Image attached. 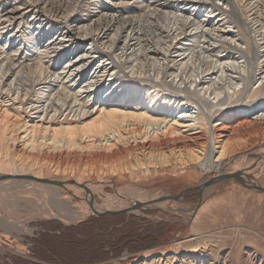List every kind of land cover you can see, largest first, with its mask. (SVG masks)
I'll return each mask as SVG.
<instances>
[{
	"label": "bare ground",
	"instance_id": "6f19581e",
	"mask_svg": "<svg viewBox=\"0 0 264 264\" xmlns=\"http://www.w3.org/2000/svg\"><path fill=\"white\" fill-rule=\"evenodd\" d=\"M44 1L18 3L26 12L34 10L35 17L44 16L36 21L42 29L31 45L33 54L28 55L21 45V50L6 52L1 59L5 69L0 74V187L29 185L30 191L56 194L54 201L63 198L68 207L74 203L59 192L72 188L73 197L81 199L76 218H82L116 209L135 212L140 205L160 199L153 190L136 185L116 188L109 178L84 184L80 177L73 178L74 165L118 161L111 171H117L121 179L197 168L203 177L189 212L183 213L170 195H165L167 202L162 200L195 230L199 223H206L204 213L217 202L206 201V192L222 177L229 180L228 185L239 182L258 193L259 199L264 196V186L255 182L264 172V0H205L216 6L210 10L199 4L201 0H131L95 9L92 2L99 0H83L81 13L75 16L65 9L70 0L46 5ZM11 3L0 0L3 23L19 10L10 8ZM189 4L192 11L186 9ZM55 19L66 20L67 27H56L51 23ZM44 27L49 30L47 38L42 37ZM84 41L90 45L86 50L81 46ZM47 55L54 57L52 63L50 57L44 59ZM67 55L56 71L57 62ZM21 65L29 71L16 80L26 89L14 98V90L4 86ZM31 66L49 87L44 101L32 90L36 78L29 75ZM50 68L60 79L55 85V79L46 81ZM118 68H128L132 77L119 75ZM106 78L111 80L107 84ZM64 82L69 85L63 86ZM60 83L63 92L57 89L52 98ZM65 88L72 90L73 105ZM30 95L35 98L28 102ZM250 152H258L260 158L246 160ZM107 184L114 193L95 203L94 194ZM200 236L187 245L190 256L185 264H264V248L257 235L249 240L253 245L230 240L217 244L214 238L200 241ZM148 257L144 255L143 263ZM171 262L158 259V264Z\"/></svg>",
	"mask_w": 264,
	"mask_h": 264
},
{
	"label": "rangeland",
	"instance_id": "374dc122",
	"mask_svg": "<svg viewBox=\"0 0 264 264\" xmlns=\"http://www.w3.org/2000/svg\"><path fill=\"white\" fill-rule=\"evenodd\" d=\"M35 1L38 2L39 0ZM42 1L44 0H40V2ZM49 1L54 0H45V5ZM82 1L83 0H70L68 2V8H65L67 9L66 12L71 16L80 15V10H82L80 7H83L81 6L83 5V3H81ZM123 1H127L128 3L131 2V0H99L98 3L92 2L91 8L95 9L94 7L97 5H110L112 2L121 3ZM215 2L217 3V1ZM18 3L19 0H12L10 8L19 7ZM200 3L206 10H210L209 8H216V6L205 0H201L199 4ZM219 6L221 7V5H218V7ZM22 8V6L19 7L16 14L12 16L14 18L11 19V21L5 20L3 23V21L0 20V48H2L0 51H3L0 56V74L5 69V61L1 59L6 52H8V54H13L16 48L24 45L23 50L28 55H31L33 54L31 45L35 41V38L41 35V33H37L42 29V25L37 28L38 22L36 21L38 18L41 20L44 19V16H40L39 14L35 17L36 13H34V10L26 12L25 9ZM186 9L192 11L193 8L189 4ZM227 10L228 9H226V11ZM196 11L197 8L193 10L192 16H194ZM216 14L217 13H215V15ZM201 15H204V10L201 11L199 16L203 18ZM30 22H32V24H30ZM51 23L61 28L67 27L68 25L66 20L55 19ZM44 28L45 31L42 32V37L47 38L50 36L48 33L49 30L47 31L48 27ZM26 37H31L29 38L30 40H27L29 41L28 43L25 41ZM75 37L77 36L75 35ZM211 42L212 41H209V43ZM81 46L82 49L85 50L90 47L88 41L82 42ZM18 49L21 50L22 48ZM49 57L52 63L54 57L47 55L44 59L47 60ZM67 57H69V55L57 62L55 66L56 71L59 70V66L63 65L61 63L64 62ZM30 68L33 73L31 75L30 72L29 75L32 76V78L34 77V79L36 78V81L34 80V84L32 85V90L40 93L42 101H44L49 87L43 83L44 80H41L38 76V72L33 66ZM55 69L50 68L46 71V81L51 78L55 79L54 85L60 81V79L55 78L56 75H52ZM118 69L116 70L119 75L124 74L132 77V72H130L128 68ZM28 71L29 70L21 65L15 68L14 74L8 78L4 89L10 87L14 90V98H17L24 92L22 89H26V86H24L23 83L21 85L18 84L16 79L19 78L21 72L26 75ZM106 79V84L111 81H108V78ZM63 81L64 79L62 82ZM67 85H69V82H64L63 86ZM256 85L257 83L254 84V87ZM63 86H61L60 83L55 87L52 91V98L56 95L54 93L57 89L63 92L61 88ZM3 91L5 92V90ZM64 93L67 96V101L70 100V104L73 105L72 90L65 88ZM34 98V96L30 95L28 102L30 99L33 100ZM53 101L54 103L56 102L55 100ZM56 104L62 106L61 102ZM64 107L65 105L63 108ZM259 144L261 143H256V145ZM246 155L248 156H245L246 160H258L260 158L258 152H250ZM115 165H118V161L113 163H88L85 164V166L74 165V167L77 168V172H75L73 178L80 177L82 183L88 185L94 183L96 178H109L112 179L116 188H121L126 185H136L142 189H150L153 190L152 192L155 193L156 198L160 199L159 203L154 201L151 204L147 203L140 205L135 212L116 209L111 210V212L102 211L100 213L98 212L99 214H89L82 218H76L78 216L76 204L81 202V199L79 197H73L72 188H61L59 192L60 196H65V198H69V200L74 203L72 205L69 204L68 207V204L65 205L62 203L64 201L63 198L59 199L60 201L58 203L54 201L58 197L54 196L56 194L49 195L38 189L30 191L32 187L29 185L30 188H28V186H26V188L11 184L1 186L0 264H145L147 262V264H158L159 258L171 259L172 262L167 264H185L188 261L187 257L190 256L187 252V245L196 243L197 240H192L191 238L198 234L201 235L199 238L200 241H209L214 238L217 244H221L227 240L250 244L252 243L249 241L250 238H254L257 235V237L260 238L261 247L264 248V196L259 199L258 193L249 190L239 182H236L234 185H228L229 180L226 177L217 180V185L210 190V192L207 191L206 196H204L206 201L217 200L215 207L210 210L211 212H206L208 214L204 213L203 215L208 217L206 220L208 225L203 221L206 226L202 223V228L199 223L198 229L195 230V228L191 227V223L188 222V225L183 223L174 210L171 211V206H165L162 200L166 201L165 199L167 197L165 195H170L180 204L179 206L183 213L189 212L196 201V187L203 177L202 170L197 168L196 170L187 169L180 173L173 174L169 171H155V173L139 174L132 178L127 176L121 179L117 178V171L116 173L111 171V167ZM82 166H84V168ZM81 171L85 172L84 175H79ZM255 182L264 186V172L259 173L255 178ZM113 193L114 187L107 184L102 191L98 194H94L93 200L97 204L102 203L105 198ZM261 194L264 195V192ZM31 195L34 196H32L34 199L30 198ZM38 195L39 197L37 198ZM232 209L234 211H232ZM56 211H60L59 214L58 212L56 214ZM211 228L214 229L212 230ZM251 228L260 231L263 235H258L252 231ZM203 229L204 231L202 233ZM210 231L214 232V234L210 233ZM207 237L209 238L207 239ZM146 254H148L149 257L147 262L143 263V261L146 260L143 258Z\"/></svg>",
	"mask_w": 264,
	"mask_h": 264
},
{
	"label": "water",
	"instance_id": "95a60500",
	"mask_svg": "<svg viewBox=\"0 0 264 264\" xmlns=\"http://www.w3.org/2000/svg\"><path fill=\"white\" fill-rule=\"evenodd\" d=\"M196 190H197V187H196ZM168 197H169L170 199H173V200L175 199V198H174V197H172V196H168Z\"/></svg>",
	"mask_w": 264,
	"mask_h": 264
},
{
	"label": "trees",
	"instance_id": "16d2710c",
	"mask_svg": "<svg viewBox=\"0 0 264 264\" xmlns=\"http://www.w3.org/2000/svg\"><path fill=\"white\" fill-rule=\"evenodd\" d=\"M81 225H83V224H81Z\"/></svg>",
	"mask_w": 264,
	"mask_h": 264
}]
</instances>
